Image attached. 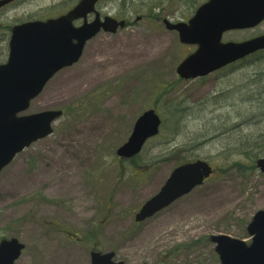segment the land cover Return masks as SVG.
I'll return each instance as SVG.
<instances>
[{"label": "rangeland", "instance_id": "rangeland-1", "mask_svg": "<svg viewBox=\"0 0 264 264\" xmlns=\"http://www.w3.org/2000/svg\"><path fill=\"white\" fill-rule=\"evenodd\" d=\"M79 1L17 0L1 8L0 31L65 13ZM121 1L103 0L98 9L126 19L127 26L88 40L80 60L60 70L24 113L64 110L53 132L17 154L0 174V241L16 237L25 244L17 264H91L92 250L119 248L116 259L126 264H220L209 237L226 234L251 242L245 228L264 209V173L238 169L225 157L240 134L264 138V102H242L232 92V84L250 66L243 69L242 62L207 76L181 78L176 68L197 45L181 43L178 32L163 21H180L185 6L180 0H162L158 14L146 17L141 6L132 7L139 0L124 6ZM262 34L264 21L228 31L223 41ZM224 92L232 98L207 101ZM177 106L183 109L175 125ZM150 108L160 115L161 129L138 163L145 171L147 163L156 164L136 178L116 150ZM242 114L255 118L249 128L235 131L231 125ZM163 120L169 127L162 126ZM218 129L227 133L202 143ZM257 147L264 157V143ZM172 148H183L177 157L199 158L220 169L152 218L135 223L141 204L159 191L174 168L176 160L159 156ZM183 247L187 251L178 250Z\"/></svg>", "mask_w": 264, "mask_h": 264}, {"label": "water", "instance_id": "water-1", "mask_svg": "<svg viewBox=\"0 0 264 264\" xmlns=\"http://www.w3.org/2000/svg\"><path fill=\"white\" fill-rule=\"evenodd\" d=\"M15 0H0V9ZM100 0H80L65 14L47 20L16 24L11 29L8 56L0 64V173L33 142L53 132L60 109L26 112L33 99L65 67L80 60L88 40L101 31L115 33L126 26L124 19L101 18ZM95 18L88 20L89 14ZM83 19L80 25L76 20ZM264 21V0H207L187 21L164 19L169 30L178 32L184 44L197 45L176 71L183 79L207 76L233 62L264 49V34L244 41H223L224 33L251 29ZM162 120L155 109L144 111L136 120L128 140L118 147L121 158L140 154L147 141L160 132ZM264 173V157L257 160ZM212 165L197 159L175 167L160 190L142 205L135 221L142 222L178 198L202 185L213 173ZM251 242L226 234L212 235L220 264H264V209L247 225ZM25 244L17 238L0 242V264H17ZM91 264H126L115 261V252H91ZM147 264V263H144Z\"/></svg>", "mask_w": 264, "mask_h": 264}, {"label": "trees", "instance_id": "trees-1", "mask_svg": "<svg viewBox=\"0 0 264 264\" xmlns=\"http://www.w3.org/2000/svg\"><path fill=\"white\" fill-rule=\"evenodd\" d=\"M139 1H140V5L133 4L132 7L136 6L137 8L140 9L139 6H141L143 8L141 9L142 11L145 10L146 13L148 12V14H145L146 17H152L154 14L157 15L158 13H156V11L162 8L161 7L162 0H139ZM205 1L207 0H180L178 4L181 3L182 6H185L184 15L182 13V10L180 11V14H181L180 17L182 18L180 20L189 19L193 15V13L196 11V9ZM121 2L123 6L126 4H130L129 0H122ZM7 27L9 31H3V30L0 31V64L6 60L7 53H8V41H9V36H10V31H11L12 26L7 25ZM242 62H244L242 64L244 66L243 69H246L248 66H250L249 71L252 70L251 71L252 73L249 71L248 73L245 72L246 74L245 77H243L239 81L232 84L234 87L232 91L234 93L233 95L235 97H239V99L242 100V102H253V101H256V103L264 102V50L259 51L244 59H241L235 63H232L229 65V67H236L238 64H241ZM226 95L229 98H232V95L228 94V92L227 93L224 92L222 94H217L213 96L212 98H209L212 100H207V99L206 100L210 102H214L216 104L217 102H219V99L221 98L224 99ZM185 108L186 106H184V109ZM181 109L183 108H179L178 106L173 108V111L177 112V118L174 122L175 125H177L178 119L180 120L181 113H182ZM241 116L242 117H238L239 122L233 123L231 125L233 126V130L235 131L237 130L244 131L246 128H249L252 123V119L255 118L254 116H250L254 118L245 117L244 114H242ZM162 126L169 127V124L167 123L166 120H163ZM224 133L226 134L227 132H221L218 129L217 133L213 137L209 139L205 138L202 141V143L207 140L210 141L212 139L222 137ZM250 134L252 133H249L246 135L240 134L238 138L236 139V141L231 143L229 151L226 152L225 157L232 159L233 161L231 164L237 167L238 169L239 168L247 169L249 167L252 169H257L256 161L259 158H261L260 154L262 151L257 146L264 143V138H260L258 135H250ZM182 149L183 148H172L162 153L159 156L164 159L169 158L171 160L172 159L176 160L174 167L184 164L186 162L195 160V158L188 159L187 155L184 157H177L181 154L183 155V153H181ZM143 152H144V149L139 155H136L129 159H123V162L125 161L130 166V172L128 174H130L133 177L142 178L144 174H147L146 172H148V169L151 168L154 164H156V162L147 163V165H145L147 166V170L145 171V167H142V165L138 163V159L142 157ZM196 159H199V158H196ZM123 167L124 165L122 164L120 166L121 175L125 173ZM136 167H139L141 171L134 172L133 169ZM215 169L217 171L220 168L218 166H215ZM245 233H246V228H245ZM208 239L211 240V237H209ZM178 250L187 251V248L183 247V248H179Z\"/></svg>", "mask_w": 264, "mask_h": 264}, {"label": "flooded vegetation", "instance_id": "flooded-vegetation-1", "mask_svg": "<svg viewBox=\"0 0 264 264\" xmlns=\"http://www.w3.org/2000/svg\"><path fill=\"white\" fill-rule=\"evenodd\" d=\"M92 16H93V15L89 16V19H91ZM66 234H67V233H66ZM67 235H68V234H67ZM70 238H72V237L70 236ZM119 250H121V248H119L117 251H115V252H116V257H117V252H118ZM117 260H118V259H117ZM119 260H120V259H119Z\"/></svg>", "mask_w": 264, "mask_h": 264}]
</instances>
